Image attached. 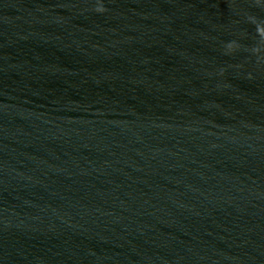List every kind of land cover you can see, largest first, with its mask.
Instances as JSON below:
<instances>
[{
    "label": "clouds",
    "instance_id": "9594fccd",
    "mask_svg": "<svg viewBox=\"0 0 264 264\" xmlns=\"http://www.w3.org/2000/svg\"><path fill=\"white\" fill-rule=\"evenodd\" d=\"M94 10L97 13H104L105 11H107V9L102 3V0H97V4ZM251 22L256 24V31H257L258 36L261 39H264V22H258L255 18H251ZM225 47H226L225 54H231L232 52L236 51L240 47V45L237 44L235 41H232V42L227 43ZM251 51L254 54H259L262 50L259 46H257V47L252 48Z\"/></svg>",
    "mask_w": 264,
    "mask_h": 264
}]
</instances>
